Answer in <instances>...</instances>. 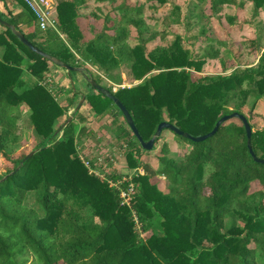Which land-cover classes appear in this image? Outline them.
<instances>
[{"label":"trees","instance_id":"trees-1","mask_svg":"<svg viewBox=\"0 0 264 264\" xmlns=\"http://www.w3.org/2000/svg\"><path fill=\"white\" fill-rule=\"evenodd\" d=\"M148 11L157 29L145 39ZM53 13L68 43L42 31L23 0H0V18L30 43L85 68L57 82L66 70L0 24V264H264V164L251 155L243 122L230 119L202 142L165 129L151 151L169 132L189 149L170 157L168 139L158 163H143L149 151L114 101L87 80L124 104L145 142L163 122L192 137L207 135L222 117L244 115L250 100L255 107L264 96V0H145L136 6L132 0H57ZM158 38L171 43L148 49ZM87 64L104 74L129 65L131 78L141 83L113 92ZM211 64L218 72L202 75ZM73 74L87 83V93ZM255 117H247L251 146L264 160V128L254 130ZM27 120L39 142L14 157ZM97 125L122 142L128 169L144 170L133 177L131 206L79 155V142H90ZM30 194L35 206L27 204Z\"/></svg>","mask_w":264,"mask_h":264},{"label":"rangeland","instance_id":"rangeland-1","mask_svg":"<svg viewBox=\"0 0 264 264\" xmlns=\"http://www.w3.org/2000/svg\"><path fill=\"white\" fill-rule=\"evenodd\" d=\"M145 0H132V3L134 5H140L143 4ZM185 1V0H184ZM53 5H56L57 0H52ZM190 2V0H186V4ZM115 2L113 3V5ZM110 5V4H109ZM119 5V1L115 4ZM95 7V6H94ZM92 9V8H91ZM91 9L87 10L86 13L91 11ZM96 9V8H95ZM158 17V16H157ZM161 17H166L167 23L169 24L171 19L168 17L167 14H163ZM142 19L145 22L144 25V32H145V39H148L151 37L155 32L157 27H155V21H156V16L154 13L151 11L146 12L143 16ZM244 19L250 20L251 19V13L250 11H246L244 14ZM81 27L84 31V36L85 39L84 41H88L92 38V35L90 33V28H89V21L86 19V21L80 20ZM199 30L197 31H189V34L191 35H196ZM263 34V43H264V33ZM63 37L61 39L65 42L68 43L67 37L65 34L61 33ZM171 43V40H168L167 42H163L159 38L156 41V44L149 46L148 49H153L158 46H162L164 44L168 45ZM189 43V41H188ZM86 65L84 61H82ZM88 65V64H87ZM95 73H99L101 77V82L107 86L108 88L112 89L113 92H117L120 88L122 87H132L134 85L140 84V81H134L131 78V69L129 65H124L121 64L118 66V68L112 70L110 73L104 74L102 72H98L95 70L91 65H88ZM60 69H63L59 67ZM218 71L214 69V64L208 65L205 72L202 75H215ZM61 74L58 75V78L56 79L57 82H60L63 84L64 82L67 81L66 77L62 74L67 75V71L60 72ZM79 74H73L72 79L74 84L78 87L81 88V90L84 93H87L89 91V86L87 83L78 77ZM200 74H194L195 78L200 77ZM253 101L250 100L248 105L243 109V113L245 116L250 117L253 113L257 115V117L254 118V120L251 122L253 124L254 130H261L264 128V96L258 101L257 105L253 107ZM79 105V103H78ZM107 122V120H106ZM109 122V121H108ZM62 123V121H60ZM59 125V124H58ZM103 125H108L107 123H103ZM114 130V129H113ZM170 133V134H169ZM165 133L164 137L162 138L161 142L157 145L156 149L153 151H149V153H146L142 157V162L143 163H158V159L160 156L163 155L162 152V147L164 145L165 141H168V148L170 149L169 151V156L170 157H177L178 152L183 150V149H189V147L182 142L181 140L174 139L173 135L171 132ZM173 135V136H172ZM176 137V136H175ZM115 136L112 132V129L109 127H101L97 125V130L95 132L94 137L92 140L85 141V142H79L78 144V152L83 161L89 162L92 169L95 172L96 175L100 177H108L109 175H120L121 177L129 176L133 170L128 169L127 167V162L125 159V153L126 148L122 144V142L119 141V143L116 142L114 139ZM177 138V137H176ZM39 140L35 135V132L33 131V127L31 126L30 122L27 120L26 123V128L24 130L23 134V141L22 143L14 150V157H19L20 155L24 153H28L31 151L33 148H35L38 144ZM94 167V168H93ZM160 184L161 188L163 190L166 189L168 185V181L165 178H160ZM27 204L31 206H35V199L34 195L30 194ZM140 228V227H139ZM138 228V229H139Z\"/></svg>","mask_w":264,"mask_h":264},{"label":"water","instance_id":"water-1","mask_svg":"<svg viewBox=\"0 0 264 264\" xmlns=\"http://www.w3.org/2000/svg\"><path fill=\"white\" fill-rule=\"evenodd\" d=\"M0 24H2L3 26H5L7 28H10L13 31V33L17 36V38L24 45H26L31 51H33L34 53H36V54H38V55H40V56H42V57H44L46 59H49L50 61H52L57 66L65 69L67 71V73H71V72L85 73V68H82V67L76 68V67L69 66L66 63H64V62H62V61H60V60H58L56 58L51 57L49 54L45 53L44 51H42L38 47L34 46L32 43H30L26 39V37L24 36V34L22 32H20V31H18L16 29L15 26L7 23L6 21H3L1 18H0ZM87 80L91 84V87H92L94 92L101 93V94L105 95L106 97H108V98H110V99H112L114 101L116 106L120 109L121 113L125 117L126 123L129 125V127L132 130L133 134L135 135V137L137 138L139 143L142 145L143 149L146 150V151H151L153 149L155 141L158 138L161 137V134H162L163 130H165V129H168V130L174 132L175 134L183 136V137H185L187 139H190V140H192L194 142H202V141L206 140L207 138H210V137L214 136L218 132L220 126L223 123H225L226 121H228L230 119H233V118H238V119H240L243 122V124H244V126L246 128L247 136H248V146H249L251 155L253 156V158L257 162H260V163L264 164V160L259 159L255 155V153L253 152V149H252V146H251L252 128L250 126V123H249L247 117L244 116V115H241L239 113H233L231 115L224 116L217 122V124H216V126H215V128L213 129L212 132H210L207 135L200 136V137H192L191 135L182 132L180 129L176 128L174 125H172L170 123H167V122H163V123H161L158 126L157 131L154 134V136L152 137V139L150 141H148V142H145L143 140V138L141 137V135H140V133H139V131H138L136 125H135V122H134L130 112L127 110V108L124 106V104H122V102L109 89L100 86L94 79H91L90 77H88ZM85 100H86V97H82V99H81L78 107L76 108V110H79L82 107V105L84 104ZM72 119L73 118L70 117L68 122L65 123L63 127H65L67 124H69V122H71ZM36 152L37 151H34V152L30 153L26 158H30Z\"/></svg>","mask_w":264,"mask_h":264},{"label":"built area","instance_id":"built-area-1","mask_svg":"<svg viewBox=\"0 0 264 264\" xmlns=\"http://www.w3.org/2000/svg\"><path fill=\"white\" fill-rule=\"evenodd\" d=\"M29 8L33 11V13L36 15L39 26L42 31L47 32L50 30H53L57 32L60 37H63L61 35V32L59 31L58 27V21L54 16L53 13V2L52 0H23ZM123 88V87H122ZM86 165L90 167V163L86 162ZM92 172H95L92 169ZM144 174V170L142 168H138L136 170H133V172L129 176L122 177V179L116 181L112 178H106L111 186L117 187L120 190V197L122 199V203L127 206H131L133 194L135 192V186L132 182L133 177L135 175ZM127 183L128 187L125 189L121 185L122 183ZM135 220L137 221V217L135 216Z\"/></svg>","mask_w":264,"mask_h":264}]
</instances>
